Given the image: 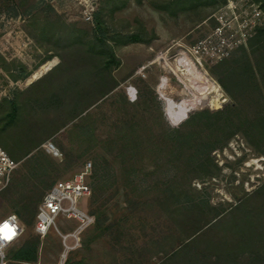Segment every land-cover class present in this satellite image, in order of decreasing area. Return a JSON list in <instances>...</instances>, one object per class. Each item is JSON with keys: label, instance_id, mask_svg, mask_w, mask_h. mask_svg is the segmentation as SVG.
<instances>
[{"label": "rangeland", "instance_id": "obj_1", "mask_svg": "<svg viewBox=\"0 0 264 264\" xmlns=\"http://www.w3.org/2000/svg\"><path fill=\"white\" fill-rule=\"evenodd\" d=\"M171 1L0 0V144L18 162L0 220L24 227L7 255L37 236L46 191L91 162L109 178L107 220L84 230L70 264H264V24L227 58L193 65L184 55L213 15L249 0ZM75 226L56 219L37 261L56 262L59 231Z\"/></svg>", "mask_w": 264, "mask_h": 264}, {"label": "built area", "instance_id": "obj_2", "mask_svg": "<svg viewBox=\"0 0 264 264\" xmlns=\"http://www.w3.org/2000/svg\"><path fill=\"white\" fill-rule=\"evenodd\" d=\"M243 6L244 9L239 11L238 4L230 1L225 11L222 9L214 14L216 25L212 32L188 49L184 58L201 66L207 59L221 61L245 45L264 24V12L250 0ZM87 14V20L91 19L90 12ZM46 148L57 155V149L51 143ZM17 166L18 162L0 144V191L9 184ZM91 174L92 164L88 162L72 177L57 181L46 191L36 213V235L44 238L56 228L58 218L75 222L76 226L66 232L59 231L62 248L56 262L23 264H66L69 254L80 247L82 233L94 223V217L84 208V201L92 192ZM0 226H5L0 230V264H7L6 251L20 240L24 227L15 214L3 217Z\"/></svg>", "mask_w": 264, "mask_h": 264}, {"label": "trees", "instance_id": "obj_3", "mask_svg": "<svg viewBox=\"0 0 264 264\" xmlns=\"http://www.w3.org/2000/svg\"><path fill=\"white\" fill-rule=\"evenodd\" d=\"M180 4V0H172L169 2L171 6H178ZM262 8L264 9V0L262 3ZM107 32V26L105 24V20L101 17L99 13L95 14L94 19V33L96 39L101 42V44L105 42ZM259 34H264V28L259 31ZM141 37L139 34H131L126 37V42H139ZM114 61V55L111 54L109 58L106 60V64L110 65ZM26 77V74L23 75V78ZM17 105L15 102L11 103V111L8 113L9 120L14 121L17 115ZM209 112H199L195 114V116L206 115ZM91 179H94L95 185L92 188L91 195L93 196V204H97V207L92 210V215L94 217V225L97 229H101L104 226L105 221L107 220L106 211L103 209L106 204V200H104V194L106 192V187L109 182V178L104 169L100 166L92 169ZM19 218V217H18ZM21 221V220H20ZM40 245V237L33 236L31 239L26 240L21 245L11 249L8 252L7 260L17 262L20 264L23 263H34L38 260V248ZM66 264H70L67 260Z\"/></svg>", "mask_w": 264, "mask_h": 264}, {"label": "bare ground", "instance_id": "obj_4", "mask_svg": "<svg viewBox=\"0 0 264 264\" xmlns=\"http://www.w3.org/2000/svg\"><path fill=\"white\" fill-rule=\"evenodd\" d=\"M50 65H52V63L50 62L49 64H47L46 66H45V68L44 69H47ZM191 67V66H190ZM39 75V74H38ZM36 75H34V77H35ZM204 79L205 78H203V80H202V82L204 81ZM205 83V82H204ZM215 83V82H214ZM217 85V84H216ZM216 85H214L213 83H211V85H210V89H213V90H216L217 89V86ZM217 91V90H216Z\"/></svg>", "mask_w": 264, "mask_h": 264}, {"label": "snow or ice", "instance_id": "obj_5", "mask_svg": "<svg viewBox=\"0 0 264 264\" xmlns=\"http://www.w3.org/2000/svg\"><path fill=\"white\" fill-rule=\"evenodd\" d=\"M5 226H6V225H5ZM5 226H0V230H2V228L5 227Z\"/></svg>", "mask_w": 264, "mask_h": 264}]
</instances>
